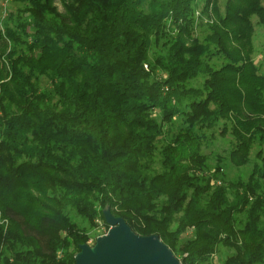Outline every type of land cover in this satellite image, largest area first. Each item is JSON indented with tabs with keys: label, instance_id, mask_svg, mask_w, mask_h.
<instances>
[{
	"label": "trees",
	"instance_id": "obj_1",
	"mask_svg": "<svg viewBox=\"0 0 264 264\" xmlns=\"http://www.w3.org/2000/svg\"><path fill=\"white\" fill-rule=\"evenodd\" d=\"M7 2L0 264H74L100 221L109 228L105 207L182 264L220 246V264H264V72L252 58L264 0ZM217 128L233 140L210 168ZM256 144L249 174L225 180L222 164H246Z\"/></svg>",
	"mask_w": 264,
	"mask_h": 264
},
{
	"label": "water",
	"instance_id": "obj_2",
	"mask_svg": "<svg viewBox=\"0 0 264 264\" xmlns=\"http://www.w3.org/2000/svg\"><path fill=\"white\" fill-rule=\"evenodd\" d=\"M102 214L108 230L97 236L92 245L80 244L74 264H182L158 235L136 234L109 207Z\"/></svg>",
	"mask_w": 264,
	"mask_h": 264
},
{
	"label": "rangeland",
	"instance_id": "obj_3",
	"mask_svg": "<svg viewBox=\"0 0 264 264\" xmlns=\"http://www.w3.org/2000/svg\"><path fill=\"white\" fill-rule=\"evenodd\" d=\"M55 4L57 5L58 9L62 11V6L58 2V0H55ZM223 3L221 2L219 7H220V12L223 11L222 8ZM202 3L199 4V7L196 8L195 11V16L197 17V26L195 27L196 35L200 38V40L208 33V23H209V18L205 15H200L201 13V7ZM6 8H11L12 10L14 7H10V2H7V0H0V27L4 24L5 18H6ZM211 14V12H209ZM202 16V17H200ZM252 22L254 25V32L252 36V48H253V53H252V58L255 63L261 64V71L264 72V29L260 26H258L256 22L255 16L252 18ZM215 58V57H214ZM216 63H218L220 60H215ZM191 85L193 86H198L201 84V81H190ZM219 128L215 131L214 138L210 142L209 146L203 149V152L207 154L208 157V164L209 167L212 168L216 164V156H222L224 157L226 155L227 150L230 147V144L232 142V136L229 132H227L225 135L221 136L218 132ZM261 148L263 149V155H264V144L261 145ZM258 149V145L256 144L254 147H252V150L249 155V161L244 164V165H229V164H222L223 166V177L225 180H232L237 178L238 176H243L246 177L249 172L252 169L253 162L257 161L259 162L258 159L255 157V151ZM105 226L101 223L98 224L95 230L91 232L90 238L87 241V244L92 245L95 238L99 235H102L106 233ZM184 237L182 238L183 240L186 238H190L192 236V231L191 229L185 232ZM229 250L224 248V247H219L217 253L214 255L213 261L210 263H205V264H220L225 256L229 254Z\"/></svg>",
	"mask_w": 264,
	"mask_h": 264
}]
</instances>
